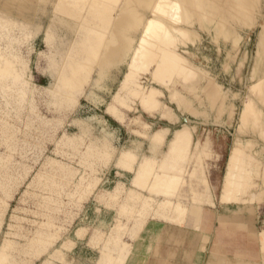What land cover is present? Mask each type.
Here are the masks:
<instances>
[{"label":"rangeland","instance_id":"1","mask_svg":"<svg viewBox=\"0 0 264 264\" xmlns=\"http://www.w3.org/2000/svg\"><path fill=\"white\" fill-rule=\"evenodd\" d=\"M231 2L239 6V0ZM248 3L251 6L244 5L247 11L238 13L228 8L213 14L214 21L221 20L225 25L221 30H215V23L191 13L188 27L196 36L192 35L194 44L174 42L177 52L221 85L225 94L221 113L216 107L210 109L206 103L199 104L180 88L177 78L167 85L187 95L198 114L178 108L161 80L147 79L148 75L141 72L135 73L137 81L133 79L129 85L126 83L128 87L124 85L117 91L127 69L126 61L93 82L85 95L78 93L72 103H62L47 88L50 48L43 37V28L25 30L9 25L0 29V58L9 62L4 65V60H0V70L8 66L12 74L0 75V264H125L126 261L133 264L140 256L156 255V248L162 246L158 243L160 237L165 236L166 241L173 233L172 224L180 229L176 233L180 235V243H186L179 258L185 264L192 256L188 253V239L198 232L205 207L207 219L210 217L215 224L212 229L220 230L223 246L231 245L233 251L243 247L236 230L241 232L245 247L250 245V234L254 231L259 233V240L264 238L260 235L264 231V192L258 200L256 189L238 190L235 183L230 200L223 196L230 157L239 160L236 173L245 168L243 183L252 186L258 183V191L264 190V141L250 129L237 132L242 127L238 116L243 102L248 105L251 97L248 88L262 68L264 71L263 55L259 69L252 74L259 47L256 46L259 26L264 23V0ZM249 11L253 16L244 17L242 12ZM233 38L238 39L235 46ZM262 40L264 29L260 39L264 43ZM185 50L190 54H183ZM14 75L20 79L15 80ZM203 82L197 83L199 95ZM150 86L156 92L154 100L168 107L167 112L138 102L141 93L148 95ZM253 101L264 117V105L256 99ZM173 117L178 119L175 121ZM185 125L190 130L192 150L194 145L199 151L201 144L206 145L198 152L195 162L181 163V173L165 171L179 177L178 192L166 195L167 198L177 203L183 191L190 199L182 203L185 211L181 219L170 222L163 215L156 216L164 209L157 200L164 197L149 186V181L138 183L145 176L139 169V159L152 155L147 135L164 128L157 137L167 139L156 151L159 162L172 129ZM128 139L139 141L133 142L137 147L124 144ZM139 150L142 152L137 154ZM133 154H137L135 159L130 157ZM257 155L259 166L251 160ZM157 167L158 163L155 165L158 170ZM116 168L126 171L127 177L117 179ZM188 172H194L195 176L190 178ZM235 175L231 182H236ZM253 190L254 194H249ZM251 195L254 200H243ZM192 206L200 210V223L189 213ZM170 211L164 209L160 213ZM83 214L90 217L83 221ZM74 237L83 241L75 243ZM205 251L209 252V244L207 249L201 245L196 250L197 263L203 264ZM228 256L234 257L233 253ZM211 258L213 264H219ZM255 262L261 264L262 260L258 258Z\"/></svg>","mask_w":264,"mask_h":264},{"label":"bare ground","instance_id":"2","mask_svg":"<svg viewBox=\"0 0 264 264\" xmlns=\"http://www.w3.org/2000/svg\"><path fill=\"white\" fill-rule=\"evenodd\" d=\"M231 1L232 0H0V29H4L9 25H15L25 30H33V28L41 30V27L43 28V37L46 39L47 46L50 48L47 57V73L50 81L47 88L50 94H52V96L54 95L53 97L56 95L62 103H72L75 101L74 96L78 93H83L85 95L86 91L94 84L93 82L99 81V79L111 68L118 67L126 61L127 69L123 73L122 81L119 82L120 85L118 84L117 86V91L118 88H124V85L126 87L130 84L129 82L134 81L135 73L141 72L144 75H148L147 79L161 80L166 88L170 90V98L175 100L178 108L198 114L187 95L179 92L178 89L172 88V85H167L171 79L177 78L180 88L186 93L191 94L199 104L206 103L207 107L210 109L216 107L217 112L221 113L225 99V94L221 85L213 78L209 77L204 70L191 63L185 56L180 54V52H177L174 48V42L180 40L184 45L187 43L194 44L195 40L192 35H195L190 30L191 27H188L189 25L191 26L189 17L192 14H197L198 17H202L203 20L209 21V23H215V30H221V28H225V25L221 20L214 21L213 14L221 13L225 10L227 11L228 8L234 9V11L239 13L242 10H246L244 5L246 6L248 4L251 6V4L248 3L249 0H239L238 7H235ZM256 1L259 3L260 0ZM209 11L214 12L210 13ZM242 13L244 17L253 16L251 12V14ZM259 27L260 30L258 32L256 45L259 47L256 50V63L252 74H256L264 55V46H261L264 45V43L260 42L264 23H260ZM39 30L37 32H39ZM218 33L221 34V31ZM237 42L238 39L233 38V46H235ZM183 54L189 55L190 53L185 50ZM0 60L2 59L0 58ZM6 62H8L7 59L4 60V65L7 64ZM8 69V66H6L3 70H0V75L3 74V72L9 74L10 70ZM14 79L18 81L20 78L14 75ZM198 82H203L200 87L201 95H199V92H196ZM134 84L136 85L135 82ZM143 84L149 85L148 82H144ZM138 87L140 86H137V88ZM149 88L151 90L149 89L148 97L144 95L145 93H141L138 100L140 105L144 104L145 106V104H147L148 107L153 106V109L160 108L162 113L167 112L166 110L168 107L163 106L160 101L154 100V93L156 92L153 90V87L150 86ZM134 89L136 91V88ZM117 91L113 94L114 98L117 96ZM138 91H140V89ZM138 91L136 93H138ZM248 93H250L252 98L248 97V105L243 102L244 107L241 108L238 116L239 123L242 124V127L237 129V132L240 133L246 129H250L257 134L261 141H264L263 113L256 107L253 101V99H256L258 103L264 105L263 68L256 81L248 88ZM175 96H177V98ZM108 106L110 109V104ZM111 108L113 107L111 106ZM229 108V115L231 117L233 110L232 105H230ZM169 116L170 114L165 115V117ZM177 119L178 118L173 117V120L176 121ZM163 129L164 128L153 132L151 135H147L152 155H143L140 157L139 164L141 165L139 169L145 176L143 180L138 183L147 184V181H149V186L152 185L151 187L155 192L164 197L161 200H157L161 201L158 202L159 206L162 204L161 206H163L165 210H171L169 213L167 212L168 214H162L164 213V209L162 208L163 210L160 209L162 213L158 212L156 216L163 215V219L167 218L170 222H176L181 219L185 211L182 203L190 199L184 195L185 193H183V191L180 197H178L177 203L174 201L172 202L171 198H167L166 195L170 194V196H172L174 193L178 192L177 186L179 177L165 171H172L176 174L181 173L183 171L181 163L185 160H193L195 162L198 152L200 153V151H203L206 144H201L200 151L197 150L195 145L192 150V139L187 125L174 128L171 131L170 139L167 141L166 149L161 153L162 157L158 162L157 158H155L156 151L158 147L166 141V139H157ZM239 143L241 142L237 144ZM239 145L241 146V144ZM235 151L232 153H235ZM241 154L243 153L241 152ZM130 157H134L135 159L137 154H133V156ZM236 157L234 158L236 159ZM240 157L239 155V158ZM230 159L231 161L228 162L229 164L227 167L228 172L224 179V185H227L223 194L224 197L226 196L225 199L230 200V193L236 183L238 186L237 188H239L238 190H244L246 187L249 189H256L255 193L258 192L257 199L260 200L264 190L258 191V183L257 186H252L251 183H243L242 180L244 178L243 176H245V168H240V171L236 173L235 170L237 169L239 160H232L231 157ZM256 159H258V155L256 157H251L252 163L259 166L258 164L260 163H257L258 161ZM157 163L158 170L155 168ZM193 174L194 172H188L190 178L195 176ZM234 174H237L234 177L236 182L235 180L231 182V177ZM190 186H192V184ZM254 190L253 192L249 191V194H254ZM254 199L255 198L251 195L243 200L252 201ZM189 213L195 217L196 222L200 223L201 219L198 215L200 210L197 207L192 206ZM224 223L226 224L225 221ZM236 231H238L239 241L242 242L244 248L236 247V249L238 248L240 251L237 252L236 249H234V252H237L240 257L245 256L249 259L260 258L262 260L261 264H264V238L259 240V233L254 231V234H250L252 236L250 245L245 247V240L242 241L241 238L243 237L240 235L241 232L239 230ZM261 233L260 235H264V231H261ZM212 256L219 264H232L226 257ZM242 264H256V262L250 261Z\"/></svg>","mask_w":264,"mask_h":264},{"label":"crops","instance_id":"3","mask_svg":"<svg viewBox=\"0 0 264 264\" xmlns=\"http://www.w3.org/2000/svg\"><path fill=\"white\" fill-rule=\"evenodd\" d=\"M171 134H169L170 136ZM167 140V139H166ZM133 142H139V141H132L131 139H128L125 141L124 144H129L131 143V147H137L136 145H134ZM149 144V142H148ZM140 152L142 151H137V154H140ZM126 171L121 170L120 168H116L115 171V176L117 177H127V172ZM117 174H119L117 176ZM120 178V179H121ZM118 179V178H117ZM203 222L200 223L198 225V232H195L190 239H188V246L187 248L189 249V254H191L192 256L188 258V261L185 264H199L196 262V258H195V253L196 250H200L201 245L205 246V249H207V244H209V252L205 251V256H204V262L203 264H213L211 262V257H213L212 255L215 256H219V257H226L227 260H230L232 264H236V263H244L247 261H253L255 262L256 259H249L248 257H240L238 256L239 254L236 252H234L232 249L234 248L233 246L230 245L229 248H227V246H223L222 245V240H220L221 236H220V230L216 231L213 230L212 227L215 226L213 220L209 217V219H207L208 214H207V208H203ZM94 212V210H92V213ZM86 216L89 218L90 216L87 214H83V218L82 220L84 221L86 219ZM84 223V222H83ZM208 223V225H207ZM85 224V223H84ZM87 226H89L90 224L88 222H86ZM162 226L165 225H170V224H164L161 223ZM171 228V232H173L171 235H168V238H166L165 241V236H161L160 239L162 238V240H160L162 246L160 247V249L158 250V247L156 248V255L153 256L152 254L149 257H139L137 260V263L135 261V263L133 264H148V262H150L152 264V261L154 262V264H181L179 258H180V254L181 251L184 252L185 247H186V243L181 244L180 243V235L176 234L178 232H180V229H177V225H170ZM222 232V231H221ZM205 238V242L203 243V239ZM87 240V239H86ZM85 240V241H86ZM75 243H80L83 240H81L80 238H75L73 240ZM167 243H171V247L166 245ZM203 243V244H202ZM167 247V249H166ZM146 253L149 254V251H147ZM228 253H233V258L228 256ZM172 255V256H169ZM222 255V256H221ZM125 264H130L127 261L125 262ZM183 264V263H182Z\"/></svg>","mask_w":264,"mask_h":264}]
</instances>
